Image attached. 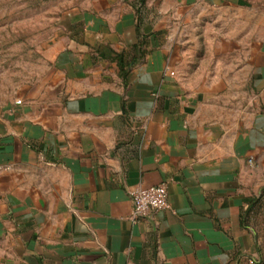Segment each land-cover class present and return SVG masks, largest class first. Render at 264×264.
<instances>
[{"label": "crops", "instance_id": "1", "mask_svg": "<svg viewBox=\"0 0 264 264\" xmlns=\"http://www.w3.org/2000/svg\"><path fill=\"white\" fill-rule=\"evenodd\" d=\"M197 2L242 49L255 95L239 120L206 118L167 72L162 21ZM72 17L50 75L0 105V264H264V0H104ZM160 182L169 207L133 221L129 193Z\"/></svg>", "mask_w": 264, "mask_h": 264}, {"label": "rangeland", "instance_id": "2", "mask_svg": "<svg viewBox=\"0 0 264 264\" xmlns=\"http://www.w3.org/2000/svg\"><path fill=\"white\" fill-rule=\"evenodd\" d=\"M103 2L0 0V105L33 91L50 75L49 49L72 36L73 11ZM162 25L160 41L173 77L199 100L203 116L239 120L255 93L252 81L241 78L242 49L232 47L236 35L227 29L225 14L199 2L175 4ZM251 32L237 33L238 39L249 45L257 34Z\"/></svg>", "mask_w": 264, "mask_h": 264}, {"label": "built area", "instance_id": "3", "mask_svg": "<svg viewBox=\"0 0 264 264\" xmlns=\"http://www.w3.org/2000/svg\"><path fill=\"white\" fill-rule=\"evenodd\" d=\"M169 75H174V71L167 69ZM15 103H21L20 99H15ZM249 162L251 160L249 159ZM9 169L8 166L0 165V173ZM132 206V220L139 221L149 217L157 211L167 209L168 188L166 182H160L157 185L139 188L129 193ZM248 264H260L256 257H248Z\"/></svg>", "mask_w": 264, "mask_h": 264}, {"label": "trees", "instance_id": "4", "mask_svg": "<svg viewBox=\"0 0 264 264\" xmlns=\"http://www.w3.org/2000/svg\"><path fill=\"white\" fill-rule=\"evenodd\" d=\"M121 55L120 54H118L117 55V58H118V64H119V70H120V72L121 73H123V65H122V63H121Z\"/></svg>", "mask_w": 264, "mask_h": 264}]
</instances>
